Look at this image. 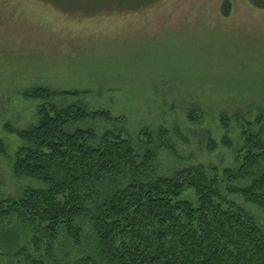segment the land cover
I'll list each match as a JSON object with an SVG mask.
<instances>
[{
  "label": "rangeland",
  "instance_id": "1",
  "mask_svg": "<svg viewBox=\"0 0 264 264\" xmlns=\"http://www.w3.org/2000/svg\"><path fill=\"white\" fill-rule=\"evenodd\" d=\"M220 1L155 0L132 9L142 0H0V140L5 146L0 198L43 188L12 173V157L22 141L8 127L36 124L43 103L22 96L32 87L85 91L78 97L55 95L49 103L107 109L120 118L109 128L133 139L147 129L154 148L162 128L157 175L193 165L233 166V150L221 142L225 135L233 145L241 142L232 115L253 121L264 113V13L231 0L235 14L225 20L218 16ZM90 126L97 132L106 128L90 120L67 130ZM245 207L264 226V211ZM4 236L7 247L14 238ZM60 245L71 256L85 252L67 239ZM15 264L26 263L21 258Z\"/></svg>",
  "mask_w": 264,
  "mask_h": 264
},
{
  "label": "trees",
  "instance_id": "2",
  "mask_svg": "<svg viewBox=\"0 0 264 264\" xmlns=\"http://www.w3.org/2000/svg\"><path fill=\"white\" fill-rule=\"evenodd\" d=\"M153 1L142 0L132 9ZM246 1L264 13V0ZM232 7L231 0H221L219 15L229 17ZM83 93L45 87L22 93L43 103L36 124L8 127L22 141L12 157V173L43 188L27 187L17 198H0V264L21 258L26 264H264V226L245 207L264 211L263 112L253 121L232 115L241 142L233 145L227 135L221 142L233 150V166L193 165L157 175L154 161L166 134L162 128L154 148L147 129L133 139L120 128H109L120 118L107 109L49 103L55 95ZM221 117L228 131L227 118ZM90 120L106 128L67 130ZM208 148H216L211 139ZM0 153H5L1 140ZM5 234L14 238L7 247L2 246ZM66 239L85 252L63 253L60 244Z\"/></svg>",
  "mask_w": 264,
  "mask_h": 264
},
{
  "label": "crops",
  "instance_id": "3",
  "mask_svg": "<svg viewBox=\"0 0 264 264\" xmlns=\"http://www.w3.org/2000/svg\"><path fill=\"white\" fill-rule=\"evenodd\" d=\"M244 3H245V5L247 6L246 8H248V10H250V11H252V12H257V13H259V14H262V12H260V11H258V10H256V9H253V8L247 3L246 0H244ZM232 5H233V8H232L231 15H230L228 18H225V20L230 19V18H231L232 16H234V14H235V3L233 2ZM218 16H219V14H218ZM219 18H223V17H219ZM221 20H222V19H221Z\"/></svg>",
  "mask_w": 264,
  "mask_h": 264
}]
</instances>
